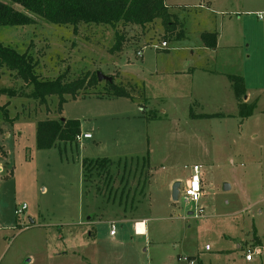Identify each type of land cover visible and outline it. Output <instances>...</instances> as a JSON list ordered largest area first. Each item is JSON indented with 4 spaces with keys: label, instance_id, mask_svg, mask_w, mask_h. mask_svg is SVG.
Listing matches in <instances>:
<instances>
[{
    "label": "rangeland",
    "instance_id": "obj_1",
    "mask_svg": "<svg viewBox=\"0 0 264 264\" xmlns=\"http://www.w3.org/2000/svg\"><path fill=\"white\" fill-rule=\"evenodd\" d=\"M164 1L172 34L158 20L74 29L34 17L31 26L1 28L0 44L31 54L40 80L101 73L132 99L113 97L98 81L65 96L59 112L56 96L43 104L26 98L31 87L0 70V91L16 93L0 95L8 113H0V264H189L178 260L186 255L194 264H264V254L244 260L264 246V52L254 15L264 0ZM223 17L225 26L230 18L254 22L245 30L248 60L233 56L244 48L217 57L202 47L201 35ZM220 72L244 75L248 94L260 96L251 117H238ZM47 119L78 120L91 139L38 150L36 124ZM100 159L110 166L82 168ZM193 165L201 167L202 197L185 204ZM198 208L203 215L195 216ZM130 217L145 220L146 242L128 227Z\"/></svg>",
    "mask_w": 264,
    "mask_h": 264
},
{
    "label": "trees",
    "instance_id": "obj_2",
    "mask_svg": "<svg viewBox=\"0 0 264 264\" xmlns=\"http://www.w3.org/2000/svg\"><path fill=\"white\" fill-rule=\"evenodd\" d=\"M19 6L21 10L15 7ZM34 17L46 23L57 26H72L74 29L79 24H104L111 27L117 24H133L144 26L158 20L166 33L176 31V24L170 22L168 7L164 0H0V30L3 27H24L35 23ZM202 41L209 49L216 47V35L204 33ZM121 37L115 43L113 50L120 51ZM36 62L27 52L18 53L10 47L0 44V70L5 68L31 87L26 98L35 100L40 104L46 102L47 97L58 98V110L66 102L65 96L75 98L77 93L86 86L95 85L98 80L96 73L89 79L84 77L73 82H63L61 77L53 80H40L35 73ZM231 85L233 97L237 103V115L241 119L252 116L256 101L246 102V88L244 78L241 76L227 75ZM113 97L131 98L123 89L119 90L111 82H107ZM14 96L11 90H1L0 95ZM3 118H7L6 107H0ZM224 115H202L203 118L221 117ZM200 117V118H202ZM81 133L78 120H43L36 124L35 143L38 150L56 148L59 143H75L76 137ZM108 159L84 160L82 168L90 170L95 167L104 169L110 166ZM190 258V257H189ZM192 259V258H190Z\"/></svg>",
    "mask_w": 264,
    "mask_h": 264
},
{
    "label": "crops",
    "instance_id": "obj_3",
    "mask_svg": "<svg viewBox=\"0 0 264 264\" xmlns=\"http://www.w3.org/2000/svg\"><path fill=\"white\" fill-rule=\"evenodd\" d=\"M207 3H210L209 0H207ZM164 4H165V1H164ZM165 6H166V4H165ZM256 12L257 13L249 11L248 15L250 13L252 15L255 13L254 14L255 17H256V19H258L257 21L259 23V32L258 33L256 32V37L258 38V44H259V47H260V51L264 52V4L263 3L259 2V8L257 9ZM223 20H224V17H223V19H221L220 25H216V23L213 22L215 25L211 27L212 29H210V31L204 32V33H211V34H215L216 35V47L214 49L205 48L206 47L205 44L202 47H204V49H206V50H208V49L211 50V53L214 54L217 57L219 56L220 52H224L225 51V52H227L226 54H228V52L231 53L230 50L238 51V49L242 50V48H244V52L246 53L245 55H243V53L239 54V52H238V56H236V54H237V52H236L235 55H233V56H235L236 58L239 57V59H241V60H243V59L244 60L245 59L248 60L249 55L247 53V50L251 46L246 41L245 30H246V28H249V29L252 28L254 26V22H250V21H245L244 20L245 23L243 25V23H241L239 20H237V24L236 23L230 24L229 23V21L231 22V18H230L229 21L227 22V26H225V23H224L225 21H223ZM211 21L212 20L210 18V23H211ZM247 34L250 35V37H252L250 32L247 33ZM244 60H243V62H244ZM199 69L200 70L202 69L205 72H208V69H206L204 67H201ZM190 71H193V70H190ZM217 74L223 75L225 77L227 75H231V74H227L225 72L224 73L220 72V73H217ZM238 76H241V75H238ZM243 76H241V77L244 78ZM244 81H245V78H244ZM245 88H246V81H245ZM245 96H246V102L251 103V102L256 101V107H257L260 96H258L257 98L253 97L252 95L248 94L247 89H246ZM223 115H225V114L223 113ZM225 116H228V115H225ZM202 177H203V175L201 173V189H202V183H203ZM30 221H31V219H30ZM110 222H114V221H110ZM127 222H128V227L131 228L137 236L144 237L145 242H146L147 239H148V237H147L148 236V229H147V226L145 224V220L130 217V219H128ZM254 231H255V233L257 232V230H254ZM253 236L254 237L252 238V241L255 240V241L259 242L258 239L256 238V235L254 234ZM247 241L248 240H246V239H242L239 242V244H236L237 245L236 246L237 250H239L242 247V244L246 243ZM259 246H261V244ZM185 257L188 258V259L192 258L190 260L193 261V262L195 260L194 259L195 257L189 256V255H186V256L181 257V258H185ZM179 258L180 257H178V260H179ZM30 261L31 260H27V262H30Z\"/></svg>",
    "mask_w": 264,
    "mask_h": 264
},
{
    "label": "built area",
    "instance_id": "obj_4",
    "mask_svg": "<svg viewBox=\"0 0 264 264\" xmlns=\"http://www.w3.org/2000/svg\"><path fill=\"white\" fill-rule=\"evenodd\" d=\"M166 47V43H163L162 48ZM81 139L83 140H89L91 139V135L88 133H80L77 137L76 140L77 141H81ZM201 167L198 165H193L191 167V175L190 178L187 180L185 187L183 189L184 193H183V199L185 204H189V203H198L199 200L202 197V190H201ZM26 206L23 205L21 206L20 209L15 211V214L19 215L21 214L23 211L26 210ZM203 215V209L202 208H198V212L195 214V216H201ZM110 235L114 236L115 235V231H116V227L114 223H110ZM209 247L206 246V250H208ZM261 254H264V246L263 247H254V248H250L248 249L245 253H244V260L246 262H250L253 260V258L255 256H261ZM180 261L183 262H188L189 264H193V261H191L188 258H179Z\"/></svg>",
    "mask_w": 264,
    "mask_h": 264
},
{
    "label": "water",
    "instance_id": "obj_5",
    "mask_svg": "<svg viewBox=\"0 0 264 264\" xmlns=\"http://www.w3.org/2000/svg\"><path fill=\"white\" fill-rule=\"evenodd\" d=\"M96 76H97V80L98 81H106V82H109V83L111 82V78L103 76V75H101V73H97ZM179 186H180V183L179 182H175L172 185V187H171L172 200L173 201H177V199H178V194H179L178 188H179Z\"/></svg>",
    "mask_w": 264,
    "mask_h": 264
}]
</instances>
